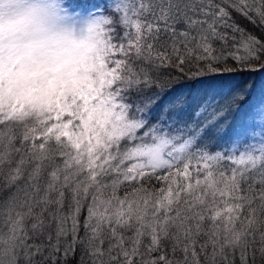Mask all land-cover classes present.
I'll list each match as a JSON object with an SVG mask.
<instances>
[{
  "label": "snow or ice",
  "instance_id": "snow-or-ice-1",
  "mask_svg": "<svg viewBox=\"0 0 264 264\" xmlns=\"http://www.w3.org/2000/svg\"><path fill=\"white\" fill-rule=\"evenodd\" d=\"M259 70L264 0H0V264H264Z\"/></svg>",
  "mask_w": 264,
  "mask_h": 264
},
{
  "label": "rangeland",
  "instance_id": "rangeland-1",
  "mask_svg": "<svg viewBox=\"0 0 264 264\" xmlns=\"http://www.w3.org/2000/svg\"><path fill=\"white\" fill-rule=\"evenodd\" d=\"M97 2H100V0H96ZM206 79V78H204ZM226 88L223 89L225 92L228 91V89H232L235 92H243L245 89H251L253 91H259L260 89H264V74H261L257 77H252L249 79H243L241 77H235V78H229L225 81ZM211 85L209 83H199L197 82L194 86H192L188 91L184 93V95L194 96L198 94L199 92L203 91L204 89L210 87ZM240 103H243V101H240Z\"/></svg>",
  "mask_w": 264,
  "mask_h": 264
},
{
  "label": "trees",
  "instance_id": "trees-1",
  "mask_svg": "<svg viewBox=\"0 0 264 264\" xmlns=\"http://www.w3.org/2000/svg\"><path fill=\"white\" fill-rule=\"evenodd\" d=\"M69 2L71 3V0H69ZM240 23L242 25L248 27L249 29H251V27H252L250 24H248L244 20H241ZM257 35H259V33H257ZM261 74H264V70L251 71V72L250 71H244V72H237V73L233 74L231 76V78L241 77L243 79H249L252 77H257ZM168 80L171 81V77H169ZM196 83H197V81L188 80V79H183V80L177 81L175 83H171V90L166 95H171L173 93H175V94L184 93V92L188 91ZM78 260H79L78 256L73 257L72 260L70 261V264H78Z\"/></svg>",
  "mask_w": 264,
  "mask_h": 264
}]
</instances>
